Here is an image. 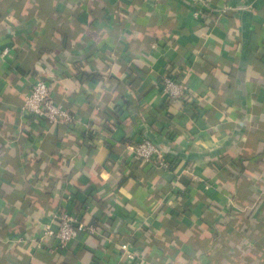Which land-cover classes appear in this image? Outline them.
<instances>
[{
    "label": "crops",
    "instance_id": "crops-1",
    "mask_svg": "<svg viewBox=\"0 0 264 264\" xmlns=\"http://www.w3.org/2000/svg\"><path fill=\"white\" fill-rule=\"evenodd\" d=\"M37 76L72 129L22 113ZM0 264H264V0H0Z\"/></svg>",
    "mask_w": 264,
    "mask_h": 264
},
{
    "label": "built area",
    "instance_id": "built-area-1",
    "mask_svg": "<svg viewBox=\"0 0 264 264\" xmlns=\"http://www.w3.org/2000/svg\"><path fill=\"white\" fill-rule=\"evenodd\" d=\"M207 5L198 4L193 11L195 18H204L207 15H221L227 8L205 9ZM208 7V6H207ZM7 53L5 50L4 54ZM162 90L169 98L184 100L188 95L187 86L172 76H166L162 82ZM22 113L26 116L42 118L52 124H61L66 129H72L76 123V116L65 108L52 93L50 83L42 76H37L32 88L26 94ZM127 148L137 160L147 161L163 168L170 166V160L166 157V152L150 138H142L133 143H129ZM99 231L98 224L88 223L76 215L64 211L58 216L57 224H46L43 236L53 237L61 246L66 245L71 240L80 238L82 234L95 235ZM123 254L129 259L137 258L136 252L131 242L122 243L120 246Z\"/></svg>",
    "mask_w": 264,
    "mask_h": 264
}]
</instances>
